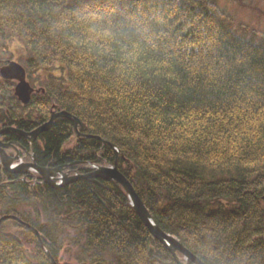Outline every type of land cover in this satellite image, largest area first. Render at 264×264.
Returning a JSON list of instances; mask_svg holds the SVG:
<instances>
[{"label":"trees","instance_id":"trees-1","mask_svg":"<svg viewBox=\"0 0 264 264\" xmlns=\"http://www.w3.org/2000/svg\"><path fill=\"white\" fill-rule=\"evenodd\" d=\"M257 33L212 0H0V66L13 36L26 73H48L25 105L0 77V128L28 132L65 110L92 136L57 118L32 147L17 134L4 141L32 152H20L25 162L78 174L116 160L153 221L202 262L264 264ZM98 180L53 188L0 165V264H176L121 186Z\"/></svg>","mask_w":264,"mask_h":264},{"label":"water","instance_id":"water-1","mask_svg":"<svg viewBox=\"0 0 264 264\" xmlns=\"http://www.w3.org/2000/svg\"><path fill=\"white\" fill-rule=\"evenodd\" d=\"M0 77L4 80H12L15 82L13 91L14 96L18 99V101L25 105L29 102L31 94L35 90L29 82L27 81V73L26 69L23 65L14 60H8L4 62L0 66ZM57 118H66L73 119L74 121V129L77 132V137H86L90 138L92 136L85 135L79 131L81 126L80 120L77 117L72 116L65 110L61 111H51L50 117L47 121L37 126L31 131H24L12 126H5L0 128V165L9 173L20 174L22 175V180H25L26 176L30 173H36L41 178V181L53 188H58L66 185L72 181L77 179H85L87 181L96 183L100 185L98 179H106L113 180L118 183L123 189L124 193L128 197L132 208L139 215L140 219L143 221L145 226L147 227L151 237L155 238L159 243L165 246V248L173 255L176 264H183L180 258L177 256V252H180L183 255L184 260H189L193 264H205L198 257L192 254L187 248H185L179 240L163 231L152 219V216L141 200V198L136 193L133 185L130 181L118 170L116 160L112 165L108 166H96L93 171L78 174L74 173L72 175H68V172L63 171V166H59L56 168L49 167H41L36 164L33 160L30 162H23L20 158V150L24 151L27 155L32 157V152H28L25 150L19 143L17 142H6L4 141V136L6 134H17L28 140L30 146L32 147L37 136L43 132L48 130L53 121ZM105 143L103 142V148ZM112 148L117 149L114 145L110 144ZM12 149L14 151L13 155H10L7 151ZM59 175V177H57ZM262 200L264 203V195L262 196ZM15 218L14 216H10ZM34 229V228H33ZM36 235L40 239V234L38 231L34 229ZM11 235L13 238L17 239L18 237L13 233H7ZM42 243V242H41ZM149 244V241H148ZM42 246L44 244L42 243ZM46 254L50 256L49 252L46 250ZM51 257V256H50ZM52 261L53 258L51 257Z\"/></svg>","mask_w":264,"mask_h":264},{"label":"rangeland","instance_id":"rangeland-1","mask_svg":"<svg viewBox=\"0 0 264 264\" xmlns=\"http://www.w3.org/2000/svg\"><path fill=\"white\" fill-rule=\"evenodd\" d=\"M212 1H214V3L218 5V7L223 8L226 12H228L233 17V19L236 22H238L240 25L245 26L250 30L251 29L256 30V32H258L257 34H262L264 32V0H212ZM2 41L6 45L7 52L4 55L5 59L17 61L18 63L24 66V61L28 54L26 47L13 36H7ZM50 73L61 77L63 76L60 69H54ZM46 75H48L47 72H41L37 74H32V77H30L27 73L26 79L32 87L38 88L39 87L38 79H43V76ZM11 151L12 152L9 154L13 155L14 151L12 149ZM21 161L25 162L23 159H21ZM89 168L91 170L94 169L92 165H90ZM62 251L63 252L61 255L63 260L71 262L73 255L76 251V248L74 246L69 245L68 243V245H65Z\"/></svg>","mask_w":264,"mask_h":264},{"label":"flooded vegetation","instance_id":"flooded-vegetation-1","mask_svg":"<svg viewBox=\"0 0 264 264\" xmlns=\"http://www.w3.org/2000/svg\"><path fill=\"white\" fill-rule=\"evenodd\" d=\"M1 137H2V136H0V138H1ZM21 151H22V150H20V152H21ZM23 152H24V151H23ZM25 154H26V153H25ZM29 156H30V155H29ZM20 157H21V155H20ZM30 157H31V156H30ZM32 160H33V159H31L30 161H32ZM33 161H34V160H33ZM28 162H29V161H28ZM70 166H71V165H70ZM70 166H68V167H70ZM89 166H90V165H85L84 167L88 169ZM64 168H65V167L63 166V171H64V172H68V175H72V174H74L73 169H71V170H69V169L67 170V169H66V170H65ZM89 169H90V168H89ZM74 171H75V170H74ZM91 171H93V170L90 169V172H91ZM38 176H39V175H38ZM57 177H59V175H57ZM39 178H40V177H39ZM40 179H41V178H40Z\"/></svg>","mask_w":264,"mask_h":264},{"label":"bare ground","instance_id":"bare-ground-1","mask_svg":"<svg viewBox=\"0 0 264 264\" xmlns=\"http://www.w3.org/2000/svg\"><path fill=\"white\" fill-rule=\"evenodd\" d=\"M118 151V150H117ZM21 158V157H20ZM22 159V158H21ZM28 162V161H27ZM30 162V161H29ZM94 168L96 167V166H108V165H92ZM94 170V169H93ZM6 183H4V185H5ZM130 202V201H129ZM131 205V204H130ZM150 237H151V235H150ZM153 238V237H152ZM155 239V238H154ZM180 253V252H179ZM181 254V253H180ZM182 255V254H181ZM183 256V255H182ZM186 261V260H185Z\"/></svg>","mask_w":264,"mask_h":264},{"label":"clouds","instance_id":"clouds-1","mask_svg":"<svg viewBox=\"0 0 264 264\" xmlns=\"http://www.w3.org/2000/svg\"><path fill=\"white\" fill-rule=\"evenodd\" d=\"M237 264H239V262H237Z\"/></svg>","mask_w":264,"mask_h":264}]
</instances>
